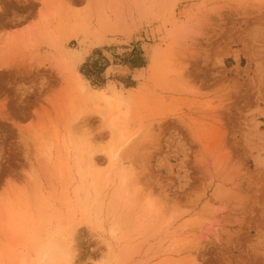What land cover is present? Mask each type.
<instances>
[{"label":"rangeland","instance_id":"rangeland-1","mask_svg":"<svg viewBox=\"0 0 264 264\" xmlns=\"http://www.w3.org/2000/svg\"><path fill=\"white\" fill-rule=\"evenodd\" d=\"M101 93L149 129L139 197L102 189ZM62 233L72 264H264V0H0V264Z\"/></svg>","mask_w":264,"mask_h":264},{"label":"bare ground","instance_id":"bare-ground-1","mask_svg":"<svg viewBox=\"0 0 264 264\" xmlns=\"http://www.w3.org/2000/svg\"><path fill=\"white\" fill-rule=\"evenodd\" d=\"M139 7H140V5H139ZM139 7H138V9H139ZM136 9H137V7H136ZM123 106H125L124 105V100H123V98L120 95H117V94L116 95H107L105 93H101L100 94V102L98 104H96V106L94 107V109L92 110V113H91V115L101 118L103 128L107 129L110 132V137L112 138V143L110 142L109 147L108 148H104V150L102 152L103 154L107 155V157H106L107 161H105V162L108 163V168H107L105 174L103 175V178H102L103 182H101L102 189H103L104 187L106 188L107 185L110 182L113 183V180H116V185H115L116 188L114 189V193H113V195L111 197L112 200H113V197H117L118 198L121 195H123V196L124 195L125 196L128 195L129 196V194H130V190H129L130 189V185L132 184V182H134V184L136 185L135 181L132 180L134 178V176L136 175L135 171L133 170L134 167L132 168V167L126 166V164L123 162V160L130 161L129 160L130 158L127 160V155L126 154H128V153L131 154L133 149H136V146H138L137 144H139V139H140L139 136H141V140H142L143 138L144 139L147 138L148 137L147 134H149L148 133L149 129H147V130H144V129L142 130L141 129V131L138 133V134H140L139 136L136 133L137 135L135 134V135H133L131 137L125 138V135L123 134L122 130L119 128V118H120V113L123 112V109H121V108H123ZM105 108H108L109 110L110 109H115V111H113L112 114L107 116L106 113H108V112H107V109H105ZM125 112H127V111H124L123 113H125ZM145 136H147V137H145ZM88 138H90V137H88ZM71 141L72 140H70L69 142L71 143ZM89 142L90 141L88 140V143ZM96 151H97V149H96ZM124 155H126V156L124 157ZM91 156H89L90 158L87 159V162H88L89 165L88 166L85 165L86 169H84V167L83 168L81 167L82 170L81 169L79 170V172L84 170V175L81 172L82 173V179H83V177L84 178L87 177L86 175H87V171H89V168H88L89 166H91V167L95 166L96 167L99 164H101L100 160L102 158L101 159H98V158L96 159L94 157V159H93V158H91ZM129 156L130 155H128V157ZM129 164H131V163H129ZM129 164H127V165H129ZM100 171L101 170L97 171L98 172L97 173V177L99 176V172ZM88 174H89V172H88ZM94 176L95 177H92L93 179L92 178L90 179V181L92 180V183H90V186L93 187L92 191H94L93 192V194H94L93 195L94 196V202H96V200H99L98 197L101 194V190L100 189L98 190V188L95 186L96 184H94V183H96V182H94V181L96 179V175H94ZM133 188H132L133 192H131V194L133 193L132 194L133 196H135V197L138 196L139 197V195H140L139 187L137 186V188H136L134 186ZM112 189H113V187H112ZM93 196H92V198H93ZM92 201H93V199H92ZM100 201H98V202H100ZM150 201H151L150 199L147 200L146 201L147 202L146 205H147V207L149 209L151 208V209L154 210L155 209L154 208L155 205H153L154 201H153V203H151ZM101 206L102 205H100V208H101ZM116 230L117 229H113L111 232L114 233V231H116ZM66 239H67V241H66ZM72 240H73V236L72 235H70L67 238V234L66 233H62L61 236H58V239H57L56 242L50 241L45 254L42 256L43 257L42 260H41L42 263L43 264H56L57 260L59 259V263L58 264H72V262L74 260V246L72 244ZM42 263H40V264H42Z\"/></svg>","mask_w":264,"mask_h":264},{"label":"trees","instance_id":"trees-1","mask_svg":"<svg viewBox=\"0 0 264 264\" xmlns=\"http://www.w3.org/2000/svg\"><path fill=\"white\" fill-rule=\"evenodd\" d=\"M139 65H141V64H139ZM139 65H138V66H139Z\"/></svg>","mask_w":264,"mask_h":264}]
</instances>
